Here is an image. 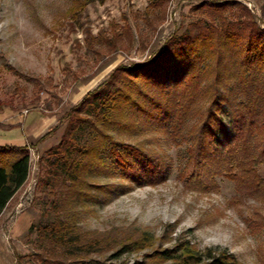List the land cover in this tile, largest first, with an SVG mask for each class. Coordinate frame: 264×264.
<instances>
[{
	"label": "rangeland",
	"instance_id": "obj_1",
	"mask_svg": "<svg viewBox=\"0 0 264 264\" xmlns=\"http://www.w3.org/2000/svg\"><path fill=\"white\" fill-rule=\"evenodd\" d=\"M150 1L93 0L80 8L72 0H0V146H26L30 161L26 183L0 215V264H33L28 257L39 248L37 234L28 228L40 217L61 214L51 208L55 198L49 190L38 187L44 177L39 160L60 140L64 114L116 67L153 60L170 36H181L198 19L208 21L204 9L196 8L210 1L235 4L221 12L230 22H245V8L264 30V0H167L159 11L148 10ZM237 44L242 49L244 40ZM234 58L239 63L243 55ZM233 61L226 55L223 62L220 92L228 101L219 116L227 134L217 130L213 149L218 158L201 161L194 154L198 107L206 105L207 89L200 88L196 104L182 113L177 109L164 128L141 117L127 118L135 124L126 130L106 128L111 138L152 158L141 174L150 183L138 185L106 173L87 175L91 186L124 185L128 190L105 194L88 188L89 199L74 202V233L97 241L109 237L111 243L136 241L139 249L119 254L112 244L115 250L90 253L77 264H169L161 255L165 250L187 256L208 249L226 251L238 264H264V185L255 195L264 181V159L256 154L244 166L254 181L240 186L235 178L239 170L225 155L227 137L234 135L230 105L240 108L242 98L235 97V78L244 70H237ZM213 62L211 57L203 60L194 74L199 81H211ZM122 108L118 106L121 115L127 105ZM57 124L51 136L35 143Z\"/></svg>",
	"mask_w": 264,
	"mask_h": 264
},
{
	"label": "trees",
	"instance_id": "obj_2",
	"mask_svg": "<svg viewBox=\"0 0 264 264\" xmlns=\"http://www.w3.org/2000/svg\"><path fill=\"white\" fill-rule=\"evenodd\" d=\"M72 1L74 6L81 8L93 0ZM166 2L151 0L147 8L159 11L164 9ZM232 5L235 4L210 1L198 6L196 10L204 9L201 13L206 14L209 22L198 19L190 23L181 36H170L150 62L116 67L106 81L88 92L79 104L64 114L59 121V124L66 122L63 134L40 158V170L44 177L38 180V187L49 190L48 194L55 200L58 198L56 188L59 189L58 201L53 199L50 204L53 210L58 209L61 214H56L54 219L40 217L36 224L28 228L29 233L37 234L35 242L39 248L38 253L28 257L33 264H77L79 259L90 253L115 250L111 249L112 244L119 247V254L139 249L136 241L120 239L117 243H111L113 239L109 237L97 241L74 233V202L85 203L89 199L88 188L105 194L125 193L128 190L124 185L91 186L86 182L87 175L106 173L138 185L150 183V178H143L141 174L149 169L152 158L144 155L139 148L111 138L105 130L109 127L120 130L132 128L134 121L127 120L131 117H141L164 128L166 119L168 122L173 119L177 109L182 113L196 104L198 90L203 88L207 89V100L204 107H198L201 117L194 132V154L201 161L218 158L219 152L213 149V142L218 141L217 130L227 134L219 116L222 105L228 101L220 92L225 85L223 62L226 55L234 60L237 70L244 71L235 78L238 86L235 97L241 96L243 99L239 102L240 108L235 104L234 107L230 105L234 135L227 137L225 155L239 170L240 177H235L237 183L240 186L243 185L241 183L253 184L254 175L243 169L256 154L264 159V30L256 25L245 8L243 10L248 17L245 22H230L222 17L221 12ZM239 38L244 40L242 49L237 44ZM239 54L243 55V60L237 63L238 58L234 57ZM210 57L214 58L215 73L209 83H204L198 80L199 74H194L201 69L203 60ZM125 105L127 110L123 111L122 116L118 106L123 109ZM59 124L46 131L35 143L51 136ZM29 167L28 147L0 146V215L26 183ZM193 176L191 173L190 177ZM262 185L264 181L256 185L255 195L263 190L260 188ZM161 255L171 262L169 264H238L234 256L226 251L211 249L202 255H174L173 251L168 250ZM23 258L27 257H17L18 261Z\"/></svg>",
	"mask_w": 264,
	"mask_h": 264
},
{
	"label": "crops",
	"instance_id": "obj_3",
	"mask_svg": "<svg viewBox=\"0 0 264 264\" xmlns=\"http://www.w3.org/2000/svg\"><path fill=\"white\" fill-rule=\"evenodd\" d=\"M50 120H51V119H50V118H48V126H49V124H50V123H49V122H50Z\"/></svg>",
	"mask_w": 264,
	"mask_h": 264
},
{
	"label": "built area",
	"instance_id": "obj_4",
	"mask_svg": "<svg viewBox=\"0 0 264 264\" xmlns=\"http://www.w3.org/2000/svg\"><path fill=\"white\" fill-rule=\"evenodd\" d=\"M25 113H27V112L25 111Z\"/></svg>",
	"mask_w": 264,
	"mask_h": 264
}]
</instances>
